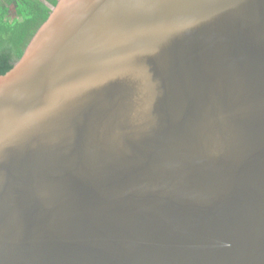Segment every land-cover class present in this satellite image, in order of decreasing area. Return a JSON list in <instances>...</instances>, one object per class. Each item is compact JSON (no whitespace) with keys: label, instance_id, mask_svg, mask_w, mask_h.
I'll list each match as a JSON object with an SVG mask.
<instances>
[{"label":"water","instance_id":"water-1","mask_svg":"<svg viewBox=\"0 0 264 264\" xmlns=\"http://www.w3.org/2000/svg\"><path fill=\"white\" fill-rule=\"evenodd\" d=\"M0 264H264V0H58L0 75Z\"/></svg>","mask_w":264,"mask_h":264},{"label":"trees","instance_id":"trees-1","mask_svg":"<svg viewBox=\"0 0 264 264\" xmlns=\"http://www.w3.org/2000/svg\"><path fill=\"white\" fill-rule=\"evenodd\" d=\"M57 5L58 0H0V75L21 60Z\"/></svg>","mask_w":264,"mask_h":264},{"label":"rangeland","instance_id":"rangeland-1","mask_svg":"<svg viewBox=\"0 0 264 264\" xmlns=\"http://www.w3.org/2000/svg\"><path fill=\"white\" fill-rule=\"evenodd\" d=\"M13 14H14V11H13ZM16 15H13L12 17L14 18Z\"/></svg>","mask_w":264,"mask_h":264}]
</instances>
